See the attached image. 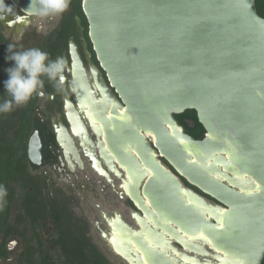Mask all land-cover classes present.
Masks as SVG:
<instances>
[{
	"label": "water",
	"instance_id": "obj_1",
	"mask_svg": "<svg viewBox=\"0 0 264 264\" xmlns=\"http://www.w3.org/2000/svg\"><path fill=\"white\" fill-rule=\"evenodd\" d=\"M8 2L31 17V0ZM82 9L106 79L77 19L91 75L74 38L68 71L71 80L87 73L89 91L62 94L68 125L59 118L55 132L67 161L69 151L80 159L73 137L86 141V114L97 139L98 157L86 153L93 170L124 174L117 193L134 204L140 229L118 214L107 250L122 264H262L264 18L256 1L83 0ZM64 77L67 89L66 68ZM186 110L196 111L203 139L177 121ZM44 145L38 129L27 153L39 167Z\"/></svg>",
	"mask_w": 264,
	"mask_h": 264
},
{
	"label": "trees",
	"instance_id": "obj_2",
	"mask_svg": "<svg viewBox=\"0 0 264 264\" xmlns=\"http://www.w3.org/2000/svg\"><path fill=\"white\" fill-rule=\"evenodd\" d=\"M82 1L71 0V9L64 14L61 26L42 37L35 46L47 52L50 60L66 53L70 37L77 36L76 17L83 20L88 38ZM255 1L258 14L264 18V0ZM1 25L0 18V103H3L10 97L5 89L6 79L1 77V67L15 62L6 59L11 42L5 38ZM43 79L44 87L39 92L46 93V112L50 119L54 111H61L63 101L53 84L46 77ZM40 102V94L34 95L26 105L0 113V185L8 193L7 204L0 210V264L1 259L10 257L12 250L8 244L14 237L24 242L19 264H113L90 237L89 222L75 214V196L68 195L61 187H53L55 184L49 176L41 173V167L28 158L29 139L35 130L43 128L36 115ZM175 117L187 134L197 140L204 138L205 129L195 110H186ZM15 203L18 211L12 217Z\"/></svg>",
	"mask_w": 264,
	"mask_h": 264
},
{
	"label": "flooded vegetation",
	"instance_id": "obj_3",
	"mask_svg": "<svg viewBox=\"0 0 264 264\" xmlns=\"http://www.w3.org/2000/svg\"><path fill=\"white\" fill-rule=\"evenodd\" d=\"M7 4L9 6H12L11 3H9V2H7ZM70 9H71V5H70L67 12H69ZM67 12H65V13H67ZM64 14L61 17H59L55 28L51 32H49V34H52L56 29H58L61 26V22H62ZM17 18L18 19H25V21H23V22L18 21ZM33 18L34 17H25L23 14L19 13L18 11H16L14 9L12 14H8L3 18V20H4L3 22L5 25V28L8 29V28L12 27L13 31H15L16 29H21V28L25 27L26 24H28ZM75 19H76V29H77V19H80V21H81L80 24L83 27L84 40L87 43V47H88L89 52L91 53V61L101 70L100 65L96 59V55H95V52L93 50L92 43L89 39L88 25H87V36H88V38H87L85 35L86 28L82 24L83 20L81 18H78V17H76ZM71 38L75 39V42L77 43V45L79 47V52H80L81 57L84 61L85 67L87 69V72L89 73V75H91L90 70H89V62L86 58V55H85V52L83 49V45H82L83 42L80 39L78 29H77V36H72V37H70V39ZM70 39H69V41H70ZM61 57H63L67 62V64L65 65V68H66L67 86L69 87L70 82H71V74L68 71L71 69V58H70V54H69V42H68L67 52L62 54ZM102 73H103L104 78L106 79L105 73L103 71H102ZM68 93H69L70 98L73 99L74 94H72L70 92V90ZM60 95H61V99H62V94H60ZM45 96H46V93H45ZM40 98H41V95H40ZM62 101H63V99H62ZM46 107H47V104L45 103V104H43L42 110H39V109L36 110L37 119H38L40 125L43 126V128H44V129L39 128V130L42 131V136H43L44 143H45L44 148H43L44 164H43V166H41L40 171L44 175L49 176L50 179H51V174H49V171L54 172L61 179L66 181L67 183L72 182L71 177H73L74 180H78L79 177L85 176L86 179H89L91 181L90 185L88 184V186L90 188H96L95 184L99 185V187L96 189L100 193L99 197H100L101 205L98 202H96V205L99 208L101 215L105 220V223L98 218L94 220V223H95V226L98 228L99 234H100L101 238L103 239L104 243L105 244L107 243L108 245H110V241H111V238L113 236V233L111 231L112 225L116 220V216L118 214L120 215V213L118 212L115 215L116 210L103 208V205H104L103 203H105V205H106V204H109L111 202V204H112V202H113V201H111L112 198L117 197L118 199H121L123 201L125 209L128 210V212L131 214V217H132V212L136 211L134 204L131 202V200L128 198V196H126L125 194L123 196H120L117 193L119 191L121 192V190H120L121 186L125 185L126 179L124 177V174L121 175V177H119L117 174H115V170L108 171L107 167L104 166L106 173L108 174L109 180H107L104 177L99 176L93 170L92 166L89 163V159L87 157L86 151L83 148V143H82L83 140H78L75 137H73L74 142H75V148L79 153L80 159L75 158V155L72 153V151H69L68 154H69L70 162H68L67 158H66V154L64 152V149L59 145V142H58L57 136H56V132H55L56 131V125H58L59 118H61L63 120V122L66 124V126L68 125L66 118H65L63 106H62L61 111H54V113H52V115L50 116V119L47 116ZM49 120H51V122H49ZM85 123H88L87 119H85ZM87 126H88V131H89V137H90V139L94 145L93 148L91 146L87 145L86 146L87 150L89 151V153L92 152L95 155V157H98V155L96 154L97 148L95 145V143L97 141L96 136L91 131L90 125L87 124ZM77 159L79 161H77ZM165 164L167 165V163H165ZM89 170L91 171V173L89 172ZM92 171L95 172V174H93ZM118 172L121 174V170L119 168H118ZM98 177H100V178H98ZM95 178L97 180V181H95L96 183L94 182ZM112 184L115 187H112L113 186ZM80 187L85 188L82 185ZM200 194L203 195L202 193H200ZM203 196H205V195H203ZM132 220H133V218H132ZM135 221L133 220L134 223H135ZM110 227H111V229H110ZM133 229L135 231H139L140 228L135 224L133 226ZM120 264H122V263H120Z\"/></svg>",
	"mask_w": 264,
	"mask_h": 264
},
{
	"label": "clouds",
	"instance_id": "obj_4",
	"mask_svg": "<svg viewBox=\"0 0 264 264\" xmlns=\"http://www.w3.org/2000/svg\"><path fill=\"white\" fill-rule=\"evenodd\" d=\"M10 3V2H9ZM71 0H31L27 14L39 21L48 18L61 17L68 11ZM14 7L0 0V18L12 14ZM10 55L6 57L9 61H14L15 66L8 68L9 79L5 81V89L10 97L0 103V113H9L13 107L26 105L34 95L40 94L39 90L44 87V77L53 84L55 92L64 94L66 91L73 93L87 94L89 91V81L87 73L78 69L73 73L69 87L65 88V65L63 57L55 60L49 59V54L39 48H30L16 51L14 44H8ZM7 189L0 185V210L7 204Z\"/></svg>",
	"mask_w": 264,
	"mask_h": 264
},
{
	"label": "rangeland",
	"instance_id": "obj_5",
	"mask_svg": "<svg viewBox=\"0 0 264 264\" xmlns=\"http://www.w3.org/2000/svg\"><path fill=\"white\" fill-rule=\"evenodd\" d=\"M5 3L7 4V1H5ZM58 19L59 17L48 18L43 21H39L33 18L28 24H26L25 27L13 31L12 27L8 29L5 28L3 22L4 20L3 18H1V22H2L1 28L5 38L9 40L11 44L15 45V50L22 51L30 48H35V46L37 47L39 40H41L42 37L47 36L49 32H51L55 28ZM14 66L15 65H8V64L3 65V67H1L2 68L1 77L8 80L9 74L7 72V69ZM42 92L44 96H41L40 98L41 102H40L39 110H42L43 104L46 103L45 100L47 96H45L44 91H41L40 93ZM89 172L91 173L90 170ZM49 174H51V180L55 184V186L53 185V187L55 188L61 187L68 193V195L75 196L76 201L73 205L74 212L78 217L84 218L89 222L90 224L89 235L92 238L93 242L102 251V253L111 261V263L113 264L122 263L123 260L115 257L107 250L106 247L107 245L104 243L103 239L101 238L98 228L95 226L94 223V220L97 218L105 223V220L102 217L101 212L96 205V202L100 203L101 205V201L99 197L100 193L96 189L99 187V185L95 184L96 188H90L88 184L90 185L91 181L89 179H86L85 176L79 177L78 180H74L73 177H71L72 182L67 183L66 181L61 179L56 173L49 171ZM93 174H95V172H93ZM95 181H97L96 178L94 179V182ZM81 185L84 186L85 188L83 187L81 188L80 187ZM111 201H113L112 204L111 202L106 205L105 203H103L104 204V205L102 204L103 208L116 210L115 212H119L127 222H130L133 225H135V223L132 220L131 214L128 212V210L125 209L123 201L121 199H118L117 197H113ZM17 211H18V203H15V207L12 212V217L16 215ZM42 234L44 235V232ZM46 236L47 235H45V237ZM8 247L10 250H12L11 255L6 260L1 259V264H19L18 257L24 248V242H22L19 237H14L10 239Z\"/></svg>",
	"mask_w": 264,
	"mask_h": 264
},
{
	"label": "bare ground",
	"instance_id": "obj_6",
	"mask_svg": "<svg viewBox=\"0 0 264 264\" xmlns=\"http://www.w3.org/2000/svg\"><path fill=\"white\" fill-rule=\"evenodd\" d=\"M17 20L18 21H25V19H18L17 18ZM85 115V118L84 119H87L88 120V117H87V115L86 114H84ZM84 122H85V120H84ZM86 124V127H87V131H88V126H87V124H89L90 125V121L88 120V123H85ZM86 138V141L84 140V139H81V140H83L82 141V143H83V148L85 149V151H86V153L87 152H89L88 150H87V145H89V146H91L92 148H93V142L91 141V139H90V137H89V131H88V137L86 136L85 137ZM86 143V144H85ZM88 143V144H87ZM96 148H98V147H96ZM92 155H94L92 152H90ZM113 167H111V169H112ZM114 169V168H113ZM115 170V172L117 171V175L119 176V177H121V174L118 172V170H116V169H114ZM113 171V170H112ZM107 174V173H106ZM111 177V176H110ZM104 178H106L107 180H109L108 179V174L106 175V176H104ZM126 184V183H125ZM123 186H125V185H123ZM112 227H113V225H112ZM132 230H134L133 228H132ZM180 252H183V251H180ZM169 253L170 254H173V253H171V251L169 250ZM174 255V254H173ZM129 258V257H128ZM132 263H134V261L132 260Z\"/></svg>",
	"mask_w": 264,
	"mask_h": 264
}]
</instances>
